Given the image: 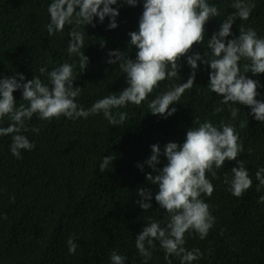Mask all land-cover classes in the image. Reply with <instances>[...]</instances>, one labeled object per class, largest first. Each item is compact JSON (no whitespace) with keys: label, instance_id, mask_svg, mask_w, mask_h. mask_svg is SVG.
I'll list each match as a JSON object with an SVG mask.
<instances>
[{"label":"trees","instance_id":"obj_1","mask_svg":"<svg viewBox=\"0 0 264 264\" xmlns=\"http://www.w3.org/2000/svg\"><path fill=\"white\" fill-rule=\"evenodd\" d=\"M52 0H0V78L22 73L25 82L38 76L48 84L47 72L63 63L74 64L79 73V57L67 52L69 25L62 32L49 36L46 25L50 22L48 6ZM217 6L220 15L205 25V43L195 44L188 55L211 51L206 41L218 32L220 24L236 10L233 0H207ZM255 5L248 20L239 18L233 23L226 40L239 36V28L251 27L258 37L264 38V0H246ZM144 0L129 6L117 0L111 7L118 9L117 27L109 29V17L103 23L94 19L95 27L88 25L81 49L89 58L87 69L80 73L74 86L81 87L76 102L85 110L98 100L127 87V78L119 69V62L109 64V51L119 50L135 59L137 49L129 44L132 31H138ZM81 26L80 30H83ZM101 42L104 46H101ZM182 65L178 76L159 82L145 101L137 106L129 103L111 111L115 115L126 112L123 124L111 125L103 113L87 118L68 119L64 116L42 120L34 114L25 121L29 129L21 134L34 144L32 150H22L21 158L11 154L12 136H0V264H111L110 255L116 251L127 257L125 264H144L135 245L149 220L164 221L167 215L155 201L158 186L146 181L152 169L144 162L150 157L151 145L159 144L161 150L168 142L182 144L187 131L210 121L220 126L221 121L235 126L243 149L237 159L244 162L252 179V187L241 197H235L224 183L225 174L238 167L235 161H225L206 178L213 184L211 196L200 198L210 206L215 223L205 239L194 231L185 233L184 247L199 249L202 256L192 264H264V188L256 190V171L264 167V122L258 121L246 105L221 104L222 96L208 88L210 67L198 61L195 80L176 104L177 111L165 118L150 113L148 104L157 95L174 85L187 82L192 74L187 56L178 61ZM250 63L241 59L243 65ZM248 78L259 81L257 100L264 101V73ZM49 86H51L49 84ZM16 106L27 104L22 100V90L13 93ZM222 108L220 112L215 109ZM230 108H239L235 119ZM241 121H248L240 127ZM8 117L0 118V127H7ZM39 129L38 132L31 131ZM114 154L115 159L105 172L99 171L104 156ZM162 168L166 158L161 155ZM143 164V171L137 167ZM150 188L153 193L152 208L144 211L136 201L137 189ZM6 216V219L3 217ZM161 226H164L162 224ZM73 237L78 247L70 254L67 240ZM150 249L152 257L147 264H168L159 241ZM171 264H181L179 257L170 256Z\"/></svg>","mask_w":264,"mask_h":264},{"label":"clouds","instance_id":"obj_2","mask_svg":"<svg viewBox=\"0 0 264 264\" xmlns=\"http://www.w3.org/2000/svg\"><path fill=\"white\" fill-rule=\"evenodd\" d=\"M129 6H136L138 0H124ZM117 0H52L48 6L50 22L46 25L49 36L62 32L66 25L71 26L67 52L69 56L79 57L80 72L74 71L75 65L63 63L50 72L47 68L39 69L41 75L47 72L49 83L46 84L38 76L25 82V76L17 73L14 76L0 78V118L8 117L11 123L7 127H0V136H12L10 151L16 158H21L22 150H32L34 144L21 134L29 131L25 121L30 120L34 114L42 120H50L64 116L68 119L87 118L89 115L103 113L105 119L113 125L123 124L127 119L126 112L115 115L111 111L128 105H141L159 82L178 76L182 67L178 61L187 56V64L192 74L187 82L174 85L170 90L157 95L148 104L150 113L164 116L173 115L176 107L169 110V106L176 104L183 93L191 89L198 61L210 67L208 88L211 92L222 96L221 104H241L251 108V114L256 120L264 122V101L257 100L259 81L248 78L247 73L258 75L264 73V38L257 35L255 29L243 25L239 28V36L230 40L233 23L239 18L242 21L249 19L254 4L246 0H233L231 7L236 11L222 20L218 32L213 33L206 41L207 52L201 55L196 52L188 55L195 44L205 43V25L214 17L220 15L217 6L210 5L207 0H144L143 13L139 19L138 31H132L129 44L137 51L135 59L119 50L109 51L110 58L107 63L119 62V69L126 74L127 87L119 94H112L96 101L91 108L85 110L76 102L81 87L74 86V81L80 73L84 72L89 64V58L81 51L85 47V27L91 25L95 18L103 23L105 17L110 18L109 29L118 25L116 18L119 11L111 7ZM81 26L83 30H80ZM101 46L104 43L101 42ZM241 59L250 61L243 65L241 72L239 62ZM49 84L51 86H49ZM22 90L21 99L27 104L16 106L13 93ZM222 108L215 109L216 112ZM231 117L235 119L239 108H230ZM193 124L198 126L190 128L182 144L168 142L163 151L159 144L151 145V155L144 162L152 169L145 176L146 181L158 186L155 201L164 209V221L149 220L140 234L135 237V245L140 256L144 257V264L152 257L156 247L154 241H159L165 252L168 264L170 256L179 257L181 264H192L199 259L202 253L199 249L191 251L184 247L185 233L196 232L200 239H205L215 223V217L210 212V206L200 198L201 194L211 196L214 191L213 184L206 178L211 172L215 178L217 172L225 161H235L238 167L231 169V177L225 174L224 183L229 185L228 190L235 197H241L245 191L252 187V179L244 162L237 159L244 151L242 141L236 132L235 126L221 121L215 126L208 120L202 123L195 119ZM248 121H241L244 128ZM38 132L39 129L32 128ZM163 155L167 163L158 168ZM115 159L114 154L104 156L99 164V171L105 172L109 164ZM137 167L143 171V164ZM258 184L256 190L264 188V167L256 173ZM136 201L138 206L147 211L152 208L153 197L150 188L137 189ZM264 203V196L260 197ZM6 219V216L3 217ZM164 224V226H161ZM67 245L70 254H75L78 247L73 237H69ZM127 257L112 251L111 264H125Z\"/></svg>","mask_w":264,"mask_h":264}]
</instances>
